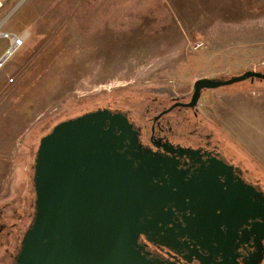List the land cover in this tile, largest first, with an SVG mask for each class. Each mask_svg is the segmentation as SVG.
Returning a JSON list of instances; mask_svg holds the SVG:
<instances>
[{
	"label": "rangeland",
	"instance_id": "1",
	"mask_svg": "<svg viewBox=\"0 0 264 264\" xmlns=\"http://www.w3.org/2000/svg\"><path fill=\"white\" fill-rule=\"evenodd\" d=\"M0 23L26 35L0 68V205L24 196L57 123L106 107L140 115L198 79L264 72V0H3ZM197 110L264 184V80L205 91Z\"/></svg>",
	"mask_w": 264,
	"mask_h": 264
},
{
	"label": "water",
	"instance_id": "2",
	"mask_svg": "<svg viewBox=\"0 0 264 264\" xmlns=\"http://www.w3.org/2000/svg\"><path fill=\"white\" fill-rule=\"evenodd\" d=\"M246 80H264V72L198 79L186 106L203 90ZM163 149L145 148L119 110L54 125L35 151L34 212L13 264H171L151 257L147 244L182 259L186 250L199 264H237L236 250L250 239L256 252L243 264H259L263 192L220 158Z\"/></svg>",
	"mask_w": 264,
	"mask_h": 264
},
{
	"label": "flooded vegetation",
	"instance_id": "3",
	"mask_svg": "<svg viewBox=\"0 0 264 264\" xmlns=\"http://www.w3.org/2000/svg\"><path fill=\"white\" fill-rule=\"evenodd\" d=\"M205 91L209 90H203L201 94ZM192 92L193 90L182 97L162 95L160 98H154L150 102L153 105L149 104L140 115L133 111L123 113L137 130L138 139L145 148L153 152L164 153L163 147L171 146L199 151L201 155L215 156L233 166L244 183L255 187L264 194L262 179L249 170L245 165L246 162L240 163L237 156L232 154L213 132L203 131L204 125L203 121L198 119L197 104L192 108L186 106L190 102ZM188 124H192L191 130H187ZM16 192L18 193L17 204L8 202L0 205V264H13L23 234L30 225L34 212L32 182L26 188L24 196H21L20 190ZM240 235L241 233H239ZM259 245L263 249V257L259 264H264V236L260 239ZM146 250L151 257L161 262L199 264L195 257L186 250H183L182 254L186 259L157 245L147 244ZM255 252L256 248L253 247L251 239L247 243L240 244L235 252L237 264H243V260L247 261ZM199 254L201 253L199 252Z\"/></svg>",
	"mask_w": 264,
	"mask_h": 264
},
{
	"label": "built area",
	"instance_id": "4",
	"mask_svg": "<svg viewBox=\"0 0 264 264\" xmlns=\"http://www.w3.org/2000/svg\"><path fill=\"white\" fill-rule=\"evenodd\" d=\"M2 2H3V0H0V9L2 8ZM1 27H2V25L0 23V28ZM1 36L8 37L9 44H8V47L6 48V50L4 51L2 57L0 58V68H1L3 62L7 58L11 57L23 45V43L26 40V35L24 33L21 35L0 33V37ZM198 46H200V45H198Z\"/></svg>",
	"mask_w": 264,
	"mask_h": 264
},
{
	"label": "trees",
	"instance_id": "5",
	"mask_svg": "<svg viewBox=\"0 0 264 264\" xmlns=\"http://www.w3.org/2000/svg\"><path fill=\"white\" fill-rule=\"evenodd\" d=\"M106 108H109L110 109V107H106Z\"/></svg>",
	"mask_w": 264,
	"mask_h": 264
}]
</instances>
